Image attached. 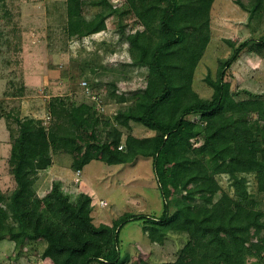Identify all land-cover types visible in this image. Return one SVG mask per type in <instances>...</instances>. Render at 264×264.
<instances>
[{
	"label": "trees",
	"instance_id": "trees-1",
	"mask_svg": "<svg viewBox=\"0 0 264 264\" xmlns=\"http://www.w3.org/2000/svg\"><path fill=\"white\" fill-rule=\"evenodd\" d=\"M65 1V28L70 37L105 30L113 15H132L142 26L128 33L125 41L135 63L147 67V83L135 92L133 104L118 109L116 117L159 133L142 138L127 134L123 140V131L97 112L95 101H73L68 106L63 100L58 104L53 100L48 128L42 119L19 120L9 156L16 186L9 195L0 193V241H13L15 248L23 249L43 240L41 257L54 264H123L116 247L119 232L136 218L143 219L144 230L154 243L165 241L169 226L207 239L206 249L198 252L194 264H246L241 257L254 253V242L264 258V208L249 188L253 175L257 193L264 194V98L238 100L225 80L246 41L236 46L228 40L233 49L230 56L219 59L216 79L210 74L205 78L214 89L211 99H202L192 88L196 66L211 40L215 0H124L122 6L111 0ZM236 3L250 17L264 10L263 0ZM87 6L99 8L90 19L83 11ZM117 91L113 84L108 95L125 103V93ZM192 114L200 115V122L188 118ZM198 137L202 143L194 146L191 141ZM52 150L72 155L76 171L93 160L112 165L151 157L165 196L168 184L177 192H188L178 200L173 214L165 201L160 216L125 213L112 225H96L89 194L73 199L61 182L44 196L38 194L36 184L41 171L53 163ZM221 175L230 180L234 196L223 189ZM220 191L222 196L216 200ZM188 204L195 211H186ZM183 211L187 213L182 218ZM111 242L117 253L104 258Z\"/></svg>",
	"mask_w": 264,
	"mask_h": 264
},
{
	"label": "rangeland",
	"instance_id": "rangeland-1",
	"mask_svg": "<svg viewBox=\"0 0 264 264\" xmlns=\"http://www.w3.org/2000/svg\"><path fill=\"white\" fill-rule=\"evenodd\" d=\"M111 1L117 6L124 3V0ZM242 1L249 4V0ZM83 11L90 19L99 8L87 6ZM65 20V0H0V193L3 195H9L16 186L9 156L12 142L19 133V120L42 119L48 128L53 100L56 104L63 100L68 106L73 101L91 104L95 101L97 112L123 131V140L127 134L142 138L159 133L138 122L116 117L118 109L133 104L135 92L147 83V67L135 63L125 41L128 33L142 29L135 23V17L113 15L107 19L105 30L81 38L68 36ZM210 22L211 40L196 66L193 90L202 99H211L214 89L205 78L210 74L216 79L219 59L230 56L233 49L228 40L234 41L236 46L246 41L239 58L226 71L225 80L230 83L236 99H263L264 10L250 17L236 0H215ZM113 84L118 88V94L125 93V103L108 95ZM188 118L201 120L198 114ZM191 142L194 146L200 145L202 138H194ZM51 154L53 163L41 171L36 184L38 194L44 196L56 182H61L62 189L73 199L80 193L89 194L92 196L91 215L96 225H112L125 213L160 216L165 201L173 214L178 210V200L188 192H177L168 184L170 190L165 196L151 157L142 156L132 163L112 165L93 160L76 171L71 166L72 155L64 150H52ZM218 178L223 189L234 196L228 177L221 175ZM249 180L253 197L264 208V194L257 193L255 177L250 175ZM221 196L222 191L216 200ZM187 208L189 213L195 211L193 204H188ZM143 223V219H131L120 229L116 247L124 259L123 264H169L174 261L192 264L198 252L206 249L207 239L171 226L165 241L154 243ZM254 244V253L241 258L246 264H264L262 253L255 250ZM45 245L43 240H37L19 249L13 241H0V262L54 264L50 258L41 257ZM116 247L112 242L105 247L104 258L111 259L117 253Z\"/></svg>",
	"mask_w": 264,
	"mask_h": 264
},
{
	"label": "built area",
	"instance_id": "built-area-1",
	"mask_svg": "<svg viewBox=\"0 0 264 264\" xmlns=\"http://www.w3.org/2000/svg\"><path fill=\"white\" fill-rule=\"evenodd\" d=\"M85 83H86V82H85ZM119 148H121V149H122V148H123V144H121Z\"/></svg>",
	"mask_w": 264,
	"mask_h": 264
}]
</instances>
